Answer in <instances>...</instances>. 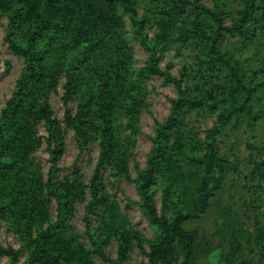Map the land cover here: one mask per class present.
I'll list each match as a JSON object with an SVG mask.
<instances>
[{"label":"rangeland","instance_id":"rangeland-1","mask_svg":"<svg viewBox=\"0 0 264 264\" xmlns=\"http://www.w3.org/2000/svg\"><path fill=\"white\" fill-rule=\"evenodd\" d=\"M79 1L97 18L87 39L76 0L0 7V122L10 101L16 107L3 131L0 246L25 264L51 231L69 249L60 264H153L151 245L164 234L142 207L138 179L159 149L153 199L169 225L209 180L207 208L183 225L194 237L191 264H264V0H130L139 26L121 1L113 15L107 0ZM18 8L33 18L15 38L34 39L44 70L22 95L28 63L8 41ZM108 77L131 180L116 159L96 179ZM169 264H184L181 243Z\"/></svg>","mask_w":264,"mask_h":264},{"label":"trees","instance_id":"trees-1","mask_svg":"<svg viewBox=\"0 0 264 264\" xmlns=\"http://www.w3.org/2000/svg\"><path fill=\"white\" fill-rule=\"evenodd\" d=\"M23 1V0H21ZM48 3H53L56 0H46ZM108 10L111 15L114 14L116 10V2L121 1L125 9L131 14L132 19L136 25H141V22L137 20L136 12L132 8L130 0H107ZM75 14L81 24L79 30V37L82 39H87L94 28L97 26V18L95 15H91L89 12H85L83 9V3L76 0ZM10 5L6 0H0V7H5ZM87 6L93 9V3L89 1ZM35 7V6H33ZM35 17L38 16L36 11L32 12ZM110 15V16H111ZM33 18L32 16H24L21 9H17L14 13V17L10 21L8 41L10 43V48L17 54L26 58L28 63V75L21 80L19 94H24L28 87L38 81H41L44 77V70L40 66L43 56L37 52L34 48L35 41L33 38L27 39L25 46L21 45L15 38L16 30L19 29L27 19ZM104 19V18H103ZM96 20V22H95ZM107 21V20H105ZM59 26V24H57ZM146 46L148 44L146 43ZM152 70L155 74L164 75V72L159 70L155 65H152ZM111 77L103 79L102 81V91L99 94L100 100V113H101V127L103 132V139L101 143V155L96 172V179L99 175L101 168H103L112 159L116 161L121 166L123 175L131 180V173L127 162L124 159V153L120 149L119 142L116 139L114 131V110L113 101H111L110 96V80ZM13 100L9 102L8 107L3 112L2 121L0 122V164H3L1 158L3 156V147L6 143V139L3 137L5 125L12 119L16 117V107L13 106ZM159 149L154 152L151 160L149 161L148 168L144 170L138 179V192L141 197L142 207L144 208L148 218L151 223L157 225L163 232L164 237L160 242L153 243L151 245L152 252L150 254L151 262L153 264H169L172 255L175 251V244L181 243L184 247V264H191L193 247H194V237L192 234L184 231L183 225L188 221L196 219L202 210L207 208V196H208V184L209 180L204 179L202 182V187L200 188L199 196L194 200L190 210L186 213H179L172 223L169 225L168 221L158 214V209L155 205L153 199V185L155 184V159ZM9 170H14V163L5 164ZM212 169H210V173ZM97 186H93L94 195H97ZM63 203V200H61ZM65 204V202H64ZM35 205V203H34ZM1 212V208H0ZM36 221V207H34L31 212H27L26 224L31 226ZM124 247L122 248V253L124 252ZM59 251V252H58ZM58 253L57 256H53ZM69 249L67 248L64 240L60 236H56L47 231L44 234L41 233L39 238L34 240V252L29 258L28 262L25 264H60L61 260H65ZM6 255L11 258L10 264H18V252L13 248H4L0 246V256Z\"/></svg>","mask_w":264,"mask_h":264}]
</instances>
